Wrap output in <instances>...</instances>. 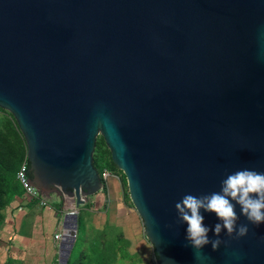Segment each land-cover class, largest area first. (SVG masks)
Instances as JSON below:
<instances>
[{
  "label": "water",
  "instance_id": "water-1",
  "mask_svg": "<svg viewBox=\"0 0 264 264\" xmlns=\"http://www.w3.org/2000/svg\"><path fill=\"white\" fill-rule=\"evenodd\" d=\"M0 109L24 141L26 185L59 208L102 189L99 135L156 264H264V223L239 205L248 234L199 252L175 210L226 174L264 172V0H0ZM76 230L64 213L58 264Z\"/></svg>",
  "mask_w": 264,
  "mask_h": 264
},
{
  "label": "rangeland",
  "instance_id": "rangeland-1",
  "mask_svg": "<svg viewBox=\"0 0 264 264\" xmlns=\"http://www.w3.org/2000/svg\"><path fill=\"white\" fill-rule=\"evenodd\" d=\"M24 160H26L25 144L16 123L7 111L0 109V264H56L52 258L49 262V257H40L39 250L34 245L28 247L27 250L19 244V240H13L19 224L15 227L16 229L12 228L14 235L10 239L4 238L1 232L6 216H10L17 209L16 204L27 202L22 191L16 187L13 181L15 168ZM92 165L96 171L103 168L110 170L115 175L124 196L128 199L124 177L111 163L109 151L99 135L96 136L94 142ZM5 179L12 182L11 185L15 187V191L10 197L4 188ZM9 189L11 190L12 187ZM46 202L52 207L59 205L55 196H50ZM33 205L35 202L28 203L27 211ZM104 207L103 205L102 208ZM20 214L21 218L25 216V213ZM97 215L90 214L85 223L86 226L83 225L82 218L78 215L80 228L76 231L71 264H140L135 250L130 247L132 240L123 239L118 234L121 230L119 226H115L107 219L102 218L101 215L99 217ZM144 245L146 258L143 260V264H156L151 246L148 243H144Z\"/></svg>",
  "mask_w": 264,
  "mask_h": 264
},
{
  "label": "crops",
  "instance_id": "crops-1",
  "mask_svg": "<svg viewBox=\"0 0 264 264\" xmlns=\"http://www.w3.org/2000/svg\"><path fill=\"white\" fill-rule=\"evenodd\" d=\"M28 203L30 202L16 204L17 209L14 213L12 212L10 216H6L4 226L1 229L2 235L4 238H12V235H14L12 228L19 224L13 240H19V244L23 248H27V250L28 247L34 245L39 250L40 257H49V262L52 258L57 264L58 242L53 240V235L60 234L61 230L62 216L58 213L60 205L52 207L46 202L48 207L42 208L35 203L27 211L26 205ZM103 205L105 206L104 208H102ZM70 206L71 203L69 201H64V207L68 208ZM77 212V217L79 215L82 218L84 226H86L85 223L90 214L94 213L98 214L97 217L101 215L108 222L119 226L121 230L118 234L127 241L132 240L130 247L135 250L140 264H143V260L146 258L144 243L148 242L145 241L143 236L140 219L128 199L124 196L115 178H108L102 189L93 196L88 197L85 204L77 208ZM20 213H25V216L23 218L19 217L22 216ZM79 226L77 218V230L80 228Z\"/></svg>",
  "mask_w": 264,
  "mask_h": 264
},
{
  "label": "clouds",
  "instance_id": "clouds-1",
  "mask_svg": "<svg viewBox=\"0 0 264 264\" xmlns=\"http://www.w3.org/2000/svg\"><path fill=\"white\" fill-rule=\"evenodd\" d=\"M235 202V203H233ZM236 205L240 206L243 215L252 225L264 223V172L251 169H242L226 174L220 182V191L206 195L194 196L185 194L180 201L175 203L177 224L187 223L186 240L188 245L197 252L211 244L213 250L219 248L222 241L219 237L226 230L229 237L236 239L248 234L246 224H239ZM205 212L215 213L220 222L210 229L203 223ZM172 227V225H168ZM209 231H214L216 239L210 240Z\"/></svg>",
  "mask_w": 264,
  "mask_h": 264
},
{
  "label": "built area",
  "instance_id": "built-area-1",
  "mask_svg": "<svg viewBox=\"0 0 264 264\" xmlns=\"http://www.w3.org/2000/svg\"><path fill=\"white\" fill-rule=\"evenodd\" d=\"M26 167V160L22 161L16 168L15 171V180L17 184L19 185L23 196L27 202H35L38 206L42 208H47V204L45 202V199L43 196H41L38 192L35 191V189L32 186L26 185V177L23 175L24 170ZM116 178L115 175L110 170L107 169H102L101 172L98 173V178L102 184V187L104 186L106 180L108 178ZM64 208H59L58 213L62 216L64 213H69V214H75L77 215V209L75 208H69L68 210ZM60 234H54L53 235V240L54 241H59Z\"/></svg>",
  "mask_w": 264,
  "mask_h": 264
},
{
  "label": "trees",
  "instance_id": "trees-1",
  "mask_svg": "<svg viewBox=\"0 0 264 264\" xmlns=\"http://www.w3.org/2000/svg\"><path fill=\"white\" fill-rule=\"evenodd\" d=\"M17 166H18V165H17ZM16 168H17V167H16ZM16 168H15V170H14V172H13V181H14L16 187L21 191L19 185L17 184V182H16V180H15V178H14ZM103 169H104V168H103ZM101 170H102V169H101ZM101 170H100V171H97V173L101 172ZM11 183H12V182H10L8 179H5V180H4V188H5L6 192H7V194L9 195V197H10V196L14 193V191H15V187L12 186ZM10 187H12L11 190L9 189ZM73 249H74V246L72 247V251H71V253L69 254V258H68L66 264H71L72 261H73V260H71V254H72V252H73Z\"/></svg>",
  "mask_w": 264,
  "mask_h": 264
}]
</instances>
